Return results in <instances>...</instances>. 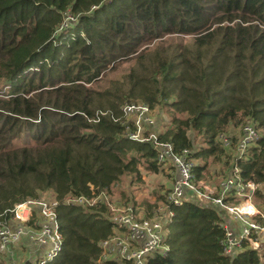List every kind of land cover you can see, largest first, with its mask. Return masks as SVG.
Returning a JSON list of instances; mask_svg holds the SVG:
<instances>
[{"label":"trees","instance_id":"1","mask_svg":"<svg viewBox=\"0 0 264 264\" xmlns=\"http://www.w3.org/2000/svg\"><path fill=\"white\" fill-rule=\"evenodd\" d=\"M68 10L77 20L61 31ZM129 59L128 72L99 86L109 68ZM130 100L173 110L159 140L177 153L189 148L196 176L211 158L228 167L234 183L224 192L223 178L215 181L213 194L226 206L187 187L181 203L170 200L178 168L173 160L168 167L177 174L165 180L170 158L159 161L152 141L126 135L121 119ZM248 123L259 138L232 153ZM142 168L170 187L142 201L119 196L139 218L140 208L166 207L168 249L149 253L144 264H264V241L231 253L225 246L228 229L240 225L227 209L245 198L238 182H253L251 195L264 197V0H0V226L16 204L52 189L64 239L48 264H125L98 262L100 243L114 230L109 206L67 199L109 194L123 176L140 180Z\"/></svg>","mask_w":264,"mask_h":264},{"label":"built area","instance_id":"2","mask_svg":"<svg viewBox=\"0 0 264 264\" xmlns=\"http://www.w3.org/2000/svg\"><path fill=\"white\" fill-rule=\"evenodd\" d=\"M76 20L77 17L74 14L72 16L66 15L63 21L66 26L62 25V23L60 26L61 29L69 28ZM123 110L125 117L121 119V123L125 126L126 135L129 138L142 142L145 140L152 141L158 148L159 154L163 157V161L170 158L167 161L172 164L174 160L180 176L178 177L177 174L173 187L174 196H170V200L173 199L174 203H180L181 199H179V196L182 195L186 187L194 190V188L190 186V181L193 182L195 179L193 169L195 163L192 159L187 158L190 154L189 150L184 149L182 153H177L175 148L172 150L171 146L166 145L169 142L159 140V134L163 131L159 127L156 116L158 113L163 114L159 108H152L144 102H131L126 103ZM243 130L244 136L237 145L239 153H242L248 145L255 142L260 135L258 129L251 123L246 124ZM220 140L223 141L225 146H228L231 142L230 137L224 133L220 134ZM192 164L194 165L192 166ZM233 183L234 180L232 177L230 179L228 178L227 185L224 183L221 184L223 191H227ZM249 184L254 183L247 182L245 184L243 182H238L236 191L239 195L245 196V198L239 205H230L227 207L231 215L234 216V212H232L234 208L237 210L238 215H240V217L234 216L236 219L240 220V222L237 221V224L240 225L236 230L234 228L228 229L230 226L225 225L228 229L227 234L229 233L233 238L234 236H239L248 228L254 233L253 236L255 237L257 232L264 228V215L262 212H258L259 214L244 213L240 208L241 204L248 199V196L257 188L256 184H254V188L249 186ZM239 186L243 188V191L237 189ZM91 188L93 189L94 186L91 185ZM210 199L213 203H220L223 207L226 206L222 197H214L212 195ZM213 199L218 201H214ZM67 202L82 204L83 206H92L100 202L106 203L109 206V218L113 221L114 230L110 236L103 239L100 243L102 253L98 259L99 263L116 260L122 261L125 264H144V259L149 253L157 251L165 252V250L168 249L167 242L165 243L167 238L164 231V217L158 211L151 217L144 216L143 218H139L133 205L130 204V206L116 208L104 191L92 197L84 195L69 197ZM58 205L59 200L57 198L44 196L30 198L23 203L16 204L14 209L16 212V207L18 206V211L14 215L16 220L12 217L0 226V252L7 251L10 245L16 244L15 242H18L23 236H27L32 240L33 244L49 245V248H47L44 253V257L37 261L36 264H48L49 261L53 260L62 251L64 239L60 230V220L57 213ZM23 206H26L24 212H22ZM254 208L257 210L256 207ZM116 209H119V212H116ZM259 209L261 210L262 208ZM239 210L241 212H239ZM169 215L171 217V211ZM242 215L246 216V218H243ZM247 217H252V222H249ZM258 221H261V223H258ZM226 241H228V236ZM244 242L247 243L245 240ZM247 245H249V243H247Z\"/></svg>","mask_w":264,"mask_h":264},{"label":"rangeland","instance_id":"3","mask_svg":"<svg viewBox=\"0 0 264 264\" xmlns=\"http://www.w3.org/2000/svg\"><path fill=\"white\" fill-rule=\"evenodd\" d=\"M68 11H70V10H68ZM66 15L72 16L73 12L72 11L67 12L66 14H64V18L66 17ZM74 22H76V21H74ZM62 25L66 26L64 24V22ZM59 30L62 31V30H66V29H61V27H60ZM171 38L176 39L179 42L191 43L194 41L195 36L194 35H185V36L176 35V36H173ZM173 39H169V40H173ZM133 64H134V60L129 59V60H125V61L119 63L118 64L119 66L116 68L115 67H113V69L109 68L110 70H108L105 73V75L103 76V79L101 81L102 84L99 86L103 87L105 84V81L108 79H119V78H121L122 75H124L126 72L129 71V69L131 68V66ZM131 102H142V101H133V100L126 101V103H131ZM156 108L157 109L159 108V110H161L163 112V114L158 113V114H156V116H157L159 127L164 131L166 129V126H168L169 122L171 121V117L173 115V110L166 104H159V105H157ZM198 139L201 140V137H199ZM166 145L171 146L172 150H174L175 145L172 142H169ZM239 148H240V146H239ZM186 149H188L189 153H190V149L189 148H186ZM228 150L232 151V153H233V151L239 153V149L237 147H235V148L229 147ZM158 160L163 161V157L161 156V154L158 155ZM224 160H226V158H224L223 161ZM219 162H222V161H218V160L216 161V160L211 158L208 162L207 168L201 172L202 176L201 177L196 176L197 173L194 172L195 179L193 182L190 181V186L192 188H194V192L196 191L198 197L202 201L210 200L211 196L214 194V191H215L214 186L216 185L215 181L218 180L219 181L218 183H220V181L223 178V181H221V184L224 183L227 185L228 178L229 179L231 178L229 176L230 172H228V167L225 166V168L222 169L223 165H222V163H219ZM194 163L197 164L196 160ZM169 164H170L169 161H167V163H165V165H164L165 168L167 169L166 172L164 173V178L168 175L169 180L173 181L175 179L174 177L176 176V173H175L176 171L173 170V168L170 170L168 167ZM193 165L194 164H192V166ZM229 168H231V164H229ZM217 169H222L219 171L218 175H216V173H213V172L217 171ZM142 170H143V173H142V178L140 180L134 176H133V178H134V180H133L131 175L123 176L121 184H119V186H117V187L114 186L115 188H114L113 192L110 191L108 194L107 191H104V193L106 195H108L110 201H112L114 203V206H116V208H123L125 206H130V205H126V203L124 202V200L127 199L126 195H125L126 192H128L132 197H135V199L142 201L144 196H151L152 192L155 188L164 187L167 190L170 189V187H167V184L164 185V183L161 180L160 174L154 173V172L149 171V170H145L144 168H142ZM165 180H166V178H165ZM174 182H175V180H174ZM174 182H173V185H174ZM249 186H251L253 188L255 187L254 184H249ZM121 188L124 189L125 193H123V191H122L123 189H121ZM237 189L240 191H243V188L240 186ZM260 190L263 191V188H261ZM119 196H121L124 200L121 199ZM44 197L57 198L55 192L52 189L46 191ZM146 198H148V197H146ZM214 201H218V200L215 199ZM245 201H244L245 203L243 202L241 204L242 207L250 204L251 210L253 209V207L257 208V210L254 208L256 210L255 211L256 213L255 212H251V213L259 214L260 212H262V214L264 215V207L261 210L259 209L260 208L259 206L264 205V197H263V199H259V198H255L252 195H249L248 199H246ZM261 203H263V204H261ZM147 207L145 206L144 209L140 208V211H141L142 215H144V216H152L157 211L160 212L161 215H164L165 208H166L164 205H161L159 207V210H157L155 205H153L150 208L149 207L147 208ZM16 208L17 209H16L15 214L18 211V206ZM118 210L119 209H116V212H119ZM241 210H243V209H241ZM245 211L249 212L248 210H245ZM232 212H234V216L240 217V215H238L237 210H235V208H234V210H232ZM239 212H241V211L239 210ZM106 213L110 217V212L109 213L106 212ZM141 217L143 218V216H141ZM242 217L246 218V216H244V215H242ZM14 218H15V216H14ZM247 219L249 220V222H252V217H247ZM15 220H16V218H15ZM258 223H261V221H258ZM253 234L254 233H252L249 228L247 230L243 231V233H241L239 236H237V237L234 236V238L228 233L227 234L228 241L225 240L226 253H230L231 251H233L234 247H236V246H242L244 243H246V242H244V240L247 241V243H249L251 248H255V249L259 248L257 246H261L262 241H264V228L260 229L257 232V235L255 237L253 236ZM26 237L27 236H23L18 242H15L16 244L10 245V247L7 251L1 253L0 258L6 264L14 263L13 260L15 258V255L18 253H19V260H21L19 262V264H24L26 260L30 261L32 264H36L37 261L41 260L44 257V251H41L39 253V255L36 257L29 255L30 248H35V246L33 245V243L31 241H29V243H24L25 242L24 240ZM40 248L45 249V247H40ZM45 251H46V249H45ZM11 255H12V257H11L12 262L10 260Z\"/></svg>","mask_w":264,"mask_h":264},{"label":"crops","instance_id":"4","mask_svg":"<svg viewBox=\"0 0 264 264\" xmlns=\"http://www.w3.org/2000/svg\"><path fill=\"white\" fill-rule=\"evenodd\" d=\"M176 174H177V173H176ZM247 207H248V210L251 209L250 204H248ZM24 241H25L24 243H29V241L32 242V240L29 239L28 237H26ZM33 245L35 246V248H30L29 255H32V256H34V257L38 256L39 253H40L41 251H44V253H45V249L49 248V245H46V244H43V245L33 244ZM40 247H45V249L40 248ZM14 252H15V251H14ZM11 257H12V255L10 256V260H11V262H12ZM18 260H19V253L15 255V258H14V260H13L14 263H10V264H19V262H20L21 260H19V261H18ZM26 261H27V260H26ZM26 261H25V262H26Z\"/></svg>","mask_w":264,"mask_h":264},{"label":"bare ground","instance_id":"5","mask_svg":"<svg viewBox=\"0 0 264 264\" xmlns=\"http://www.w3.org/2000/svg\"><path fill=\"white\" fill-rule=\"evenodd\" d=\"M240 208L242 209V206H241ZM248 211H249V212H246V211H243V210H242V212H244V213H251V212H255L256 210L253 211V209H252V210L250 209V210H248Z\"/></svg>","mask_w":264,"mask_h":264}]
</instances>
